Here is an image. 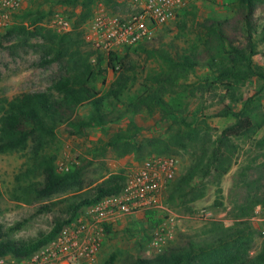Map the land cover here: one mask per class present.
<instances>
[{
	"label": "rangeland",
	"instance_id": "1",
	"mask_svg": "<svg viewBox=\"0 0 264 264\" xmlns=\"http://www.w3.org/2000/svg\"><path fill=\"white\" fill-rule=\"evenodd\" d=\"M61 1L25 0L24 7L11 15L9 27L0 30V103L23 93L47 91L61 76L58 63L47 67L41 65L44 43L41 37L30 38L10 33L12 27L20 25L31 31L32 20L40 15L45 17L39 22V27L43 32L50 30L49 17L55 13L67 17L72 23V30L69 32L73 31L85 10L80 6L62 4ZM93 1V12L103 2L112 14L127 17L131 13L130 7L122 0H115L116 3L110 6L105 0ZM256 7L254 23L261 25L264 23V0H257ZM91 19L80 28L83 36L79 41V48L83 52L102 54L86 38V29L90 26ZM211 22H224L235 44L239 47L246 45L240 0H188L177 19L162 27L154 39L118 52L120 58L126 61V77L130 79L129 91L125 96L152 92L156 88L152 80L163 77L167 72L159 57V51L174 53L189 49L197 42V34L201 31L198 25ZM255 37L258 41L259 35L256 34ZM258 49L259 54L254 57V61L264 67V48L260 45ZM97 54L93 59L96 60ZM120 74L108 69L105 80L101 78L96 83L97 91L100 94L107 93ZM213 79L214 74L205 66L199 65L182 86L188 89V97L186 108L180 117L192 127L201 129V140L207 136L212 140L218 139L221 131L235 122L232 118L216 116L221 107L229 106L239 112L250 103V107L255 109L256 128L244 138L224 142L234 152V159L232 169L220 180L222 195L219 196L217 192L219 185L216 184L218 181L215 175L204 180L197 179L195 185L203 181L206 186L205 196L191 204V211L170 206L176 220L164 245L155 250L149 248L156 228L144 218V214H136L110 228L95 264H105L113 254L116 256L114 264H133L139 258L154 257L171 246L182 245L187 237H210V231L215 229L214 224L229 229L230 232H250L251 256L257 255L264 247V205L261 202L252 204L264 199V86L258 77L252 78L236 97L231 98L222 86L210 85ZM91 115L90 107L80 108L77 112L78 117L85 119H89ZM175 129L173 117L168 116L163 105H159L152 115L140 113L133 117H124L113 124L92 126L83 135L71 136L62 127L58 131L56 143L51 145L48 152L57 154L58 161H77L86 166V187L78 195L89 197L112 175H121L126 184L129 175L138 170L146 159L153 157L149 155L141 158L135 154L119 156L112 149L104 150L105 143L114 134H125L129 137L136 134L138 141L148 142L167 139ZM196 149L190 147L187 152L171 154L179 162L177 178L195 162ZM23 163L21 154L0 155V243L33 241L50 232L58 220L69 217L63 205L52 207V203L68 196L65 194H57L31 205L12 199L15 176L22 170ZM45 206L52 207V210L41 211ZM257 206H261L262 210L256 212ZM244 209L248 215H242Z\"/></svg>",
	"mask_w": 264,
	"mask_h": 264
},
{
	"label": "trees",
	"instance_id": "2",
	"mask_svg": "<svg viewBox=\"0 0 264 264\" xmlns=\"http://www.w3.org/2000/svg\"><path fill=\"white\" fill-rule=\"evenodd\" d=\"M108 6L115 0H105ZM93 0H62L68 6H80L85 10L81 21L73 31L57 34L45 32L39 27L44 15L32 20L28 31L24 25L14 26L10 33L26 35L30 38L41 37L44 41L41 65L44 67L58 63L61 76L52 83L47 91L23 93L0 103V155L21 154L24 158L22 170L15 176L12 199L23 204H33L51 198L57 194L68 195L52 207L63 205L68 219L57 221L50 232L30 241L0 243V255H12L17 259L28 258L42 247L56 239L64 227L75 222L82 212L98 203L107 195L120 193L124 186L121 175H112L98 186L92 196H79L86 187L85 165L75 164L70 172L57 170L58 155L48 152L58 139V131L64 127L71 136L83 135L92 126L113 124L124 117H133L140 113L152 115L156 107L163 105L175 121L176 129L167 139L138 141L137 135L114 134L105 143L104 150L112 149L119 156L135 154L138 157L178 154L195 147V162L173 181L167 191L169 206L191 211V204L205 196L206 186L202 180L215 175L218 194L222 195L220 180L233 167L234 152L224 144L231 139L248 136L255 128L254 108L248 103L237 112L229 106H223L216 116L232 118L234 123L224 128L219 138L209 136L201 140V129L192 127L181 118L186 108L188 89L182 87L194 72L202 65L214 74L211 86H222L227 95L236 97L246 83L258 77L264 86V67L257 65L254 57L259 54V46L264 48V23H254L257 0H240L243 11V32L246 45L239 47L230 38L224 22L201 23L197 42L189 49L172 53L160 50L159 57L167 68L163 77L152 80L156 88L137 96H125L129 91V78L126 61L118 52L97 54L80 50L79 41L83 36L82 24L92 18ZM10 29V28H9ZM256 34L259 35L256 41ZM133 47H126L129 49ZM101 53V52H100ZM108 69L121 73L113 87L105 93L97 91L96 83L105 80ZM90 107L89 119L77 116L80 108ZM124 107V109H123ZM262 203L264 199L252 204ZM52 207L45 206L41 211L50 212ZM242 215H248L242 210ZM154 228L162 225L163 220L154 211L144 214ZM215 229L206 239L187 237L182 245H174L151 258H139L133 264H264V247L254 256L250 255L251 233L242 230L232 231L214 224ZM110 232L107 227L106 232ZM116 256L111 255L105 264H114Z\"/></svg>",
	"mask_w": 264,
	"mask_h": 264
},
{
	"label": "built area",
	"instance_id": "3",
	"mask_svg": "<svg viewBox=\"0 0 264 264\" xmlns=\"http://www.w3.org/2000/svg\"><path fill=\"white\" fill-rule=\"evenodd\" d=\"M130 7V14L121 17L110 13L103 2L93 12L86 38L105 54L136 47L154 39L164 26L175 21L185 9L188 0H122ZM25 0H0V30L9 27L12 14L20 11ZM49 29L57 34L72 30L71 21L60 14L49 17ZM78 164L60 160L57 170L70 172ZM179 162L174 156L158 155L146 159L131 173L123 190L107 195L87 207L80 217L64 227L50 243L28 258L17 259L0 255V264H95L100 253L107 227L113 228L125 219L154 211L163 220L152 235L149 248L164 245L173 229L176 216L166 201L170 184L177 179ZM256 212L262 210L256 207ZM207 216L206 213H202Z\"/></svg>",
	"mask_w": 264,
	"mask_h": 264
}]
</instances>
